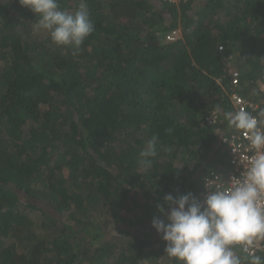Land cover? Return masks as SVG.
I'll return each instance as SVG.
<instances>
[{
    "label": "trees",
    "instance_id": "16d2710c",
    "mask_svg": "<svg viewBox=\"0 0 264 264\" xmlns=\"http://www.w3.org/2000/svg\"><path fill=\"white\" fill-rule=\"evenodd\" d=\"M177 1L85 0L94 31L74 53L0 0V264H176L151 221L164 195L203 200L229 169L207 121L234 110L225 59L264 109V0Z\"/></svg>",
    "mask_w": 264,
    "mask_h": 264
},
{
    "label": "clouds",
    "instance_id": "9594fccd",
    "mask_svg": "<svg viewBox=\"0 0 264 264\" xmlns=\"http://www.w3.org/2000/svg\"><path fill=\"white\" fill-rule=\"evenodd\" d=\"M18 2L38 17L37 27L47 31L58 47L70 46L74 53H79L94 31L85 0H80L75 11L61 10L58 0ZM178 31L177 40L182 37ZM219 51L224 52L225 47L220 46ZM226 72L229 76L227 69ZM260 115L264 116V112ZM225 118L230 125L247 130L254 155L247 169L232 177L230 187L216 190L206 187L208 194L203 200L190 192L178 196L166 194L163 202L157 204L159 215L152 218L151 227L165 242L164 255L176 264H242L235 249L248 252L256 240L264 239V129L259 126L264 122H258L246 111L227 112ZM157 145L158 138L154 136L139 153L143 170L151 169L158 154ZM246 259L248 264H264L261 255L252 254Z\"/></svg>",
    "mask_w": 264,
    "mask_h": 264
},
{
    "label": "built area",
    "instance_id": "2783aa9c",
    "mask_svg": "<svg viewBox=\"0 0 264 264\" xmlns=\"http://www.w3.org/2000/svg\"><path fill=\"white\" fill-rule=\"evenodd\" d=\"M166 1L171 3L178 2L177 0ZM179 35L180 32L178 30L173 31L167 36V41L175 42ZM222 49L223 47H221V50ZM224 67L228 70V74L230 77V86H232V89L229 90L231 103L234 107L232 113L246 111L253 117L257 118L258 122H264V116L260 115L261 112H264L261 104L254 103L253 101H248L247 99L241 97L237 93V91L234 90L235 87H239L240 73L233 67L232 61H225ZM220 117V112L216 111L207 118V121L212 126H220V130L222 131V143L225 144L227 148L229 169L227 170L225 176L213 173L211 177L206 178L204 184L205 192L203 193L204 198L208 194V189L216 190L230 187L232 184V177L240 176L247 169L251 157L254 155V150L250 145V134L247 132V130L238 129L230 124H228L226 128H222L221 125L218 124ZM259 126L264 129V123H260ZM237 248L241 250L239 247ZM241 253L248 257H250V255L252 254L264 255V239L256 240L254 246L251 247L248 252H244L241 250Z\"/></svg>",
    "mask_w": 264,
    "mask_h": 264
},
{
    "label": "rangeland",
    "instance_id": "374dc122",
    "mask_svg": "<svg viewBox=\"0 0 264 264\" xmlns=\"http://www.w3.org/2000/svg\"><path fill=\"white\" fill-rule=\"evenodd\" d=\"M261 88H262V86H261ZM162 259H164V255L161 257V259L160 260H162ZM149 262H147V263H145V264H148Z\"/></svg>",
    "mask_w": 264,
    "mask_h": 264
}]
</instances>
